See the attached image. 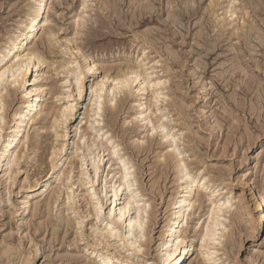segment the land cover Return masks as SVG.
<instances>
[{"label": "rangeland", "instance_id": "1", "mask_svg": "<svg viewBox=\"0 0 264 264\" xmlns=\"http://www.w3.org/2000/svg\"><path fill=\"white\" fill-rule=\"evenodd\" d=\"M190 1L49 0L47 32L53 36L41 31L37 43L46 62L20 77L15 89L11 80L3 83L2 91L12 90L0 110L6 124L22 110L36 75L46 78L55 109L73 106L74 97H65L75 93V80L66 72L86 65L79 51L105 71L106 88L96 103L98 93L89 95V85L103 76L90 79L82 105L65 123L51 127L52 119L42 113L19 170L0 172V264L6 245L18 246L29 264H86V249H95L99 258L116 254L127 260L114 264H160L179 194L201 197L183 227L198 248L188 264H264V0ZM35 5L0 0V56L8 61V37L22 30ZM139 64L150 97L152 82L161 81L148 119L138 114L136 83L111 92L115 77ZM98 106L101 116H92ZM158 119L161 127L155 126ZM54 145L63 150L51 165ZM180 159L188 178L179 176ZM95 163L100 168L94 181ZM124 164L131 172L127 179ZM45 181L58 189L45 192ZM114 190L123 201L130 199V216L146 210L145 237L135 230L129 236L138 250L121 241L126 228L108 215ZM50 197L52 207L46 204ZM91 204L103 207L100 218L89 214ZM215 204L225 230L217 228L209 242L213 250H199Z\"/></svg>", "mask_w": 264, "mask_h": 264}, {"label": "bare ground", "instance_id": "2", "mask_svg": "<svg viewBox=\"0 0 264 264\" xmlns=\"http://www.w3.org/2000/svg\"><path fill=\"white\" fill-rule=\"evenodd\" d=\"M34 1L36 5L33 8L32 13L29 14L27 20L25 21L22 30L20 32H13L8 37V41L6 42L5 48L9 49L8 52L10 58L9 61L5 56H0V89H1L0 107H2V110L5 109L7 106L6 98L10 96L12 93V90L10 92L2 91L5 90L3 83L11 80V83L13 85L12 88L15 89L16 85L14 84H16L19 81L18 79L20 77L24 79V77L28 76L30 73L33 72L34 68L35 70H38V65H40L42 62H46L44 57L38 50L37 43H38V35L40 34L41 31L47 35V38L53 36L52 32H47L48 29L47 24L49 23V19H50L48 15L49 0H34ZM140 5L141 6H139V8L140 7L142 8V6L148 8V5H143L142 3H140ZM149 8L147 9V11L152 9ZM151 14L153 15V13ZM148 15L150 14L148 13ZM79 53L81 54V58L86 63V65L80 68L79 72H74L71 69H67L66 72L68 76L73 75L74 77L73 79L75 80L73 83V91H75V93L73 95H68L65 97L68 100H72L71 98L74 97L73 100L75 101V103L73 104V106L66 105L55 109V107L52 106L51 103H48V99H50L51 97L47 98V96L49 92L51 93V89L47 87L46 78L42 76L37 77L36 75V77L29 80L31 81V83H29V86L25 90V97H23L22 103L20 105L22 110L19 112L16 111L14 113L13 120L9 125L6 124V120L4 116L1 115L2 113H0V143H1L0 172H4V175H11L12 173L14 174L19 170L18 165L22 159V152L24 151L25 148L29 146L30 141H32V138H30L31 128L35 124H37L38 121L41 120L42 118L41 114L45 113V117L43 119H47L49 117L52 119L51 127L59 123L67 122L70 116H73L74 111L78 109L80 104L82 105L85 94H87L86 91H87L88 81H90V79H92L93 77H97L100 73L101 75L98 77L103 76L102 74L105 71H103L101 67H98L95 61H92L90 59L89 54L80 51ZM36 59L38 62L36 61ZM5 61L8 62L5 63ZM65 65L66 63H61L60 66L64 67ZM142 69H143V64H139L138 67L133 65L128 66L126 70L119 73L115 77V85L111 89V92L114 89H125L129 87L132 83H136L138 86V91L140 92L139 98L137 100L138 103L137 105L139 107L138 114L139 116L148 119L150 118L148 111L151 109L153 101H157L159 99L158 87L161 85V81L155 80L154 82H152L151 86L153 87L152 88L153 90L150 97V90L148 87L149 83H145L141 81L142 75L146 78L145 80H147L146 77L147 75L143 72ZM88 77L90 78L88 79ZM106 79H107V75L103 76V79L101 81L94 82L92 80V84L89 85L90 87L89 95L95 92L98 93L97 101H96V103L98 104L100 103L99 99L101 98L100 93L103 92L106 88V83L104 82V80ZM148 100H150L151 102L149 105L147 102ZM91 111L94 112L92 116L94 115L101 116L100 114L101 107L98 106L95 109H92ZM160 121L161 119L156 120L155 126L161 127L162 123ZM35 132L37 133V131ZM38 136L39 135L36 134L35 137H33V141L37 142L36 137ZM62 150H63L62 147L57 148V145H54V149L51 153V165L54 164V160L56 159L58 153L61 152ZM45 159L43 158V161ZM99 168L100 167L98 163L93 164L94 181L96 180L99 174ZM177 169L181 179H185L190 176V172L188 168L181 159L177 161ZM130 174L131 172L129 167L126 164H124L122 167V177L124 179H127L130 176ZM60 177L62 176L60 175ZM38 183L39 181L36 180L34 182V185H31L30 187L36 186ZM192 183L193 181L190 182V185H192ZM129 186L130 184L128 183V187ZM50 188L51 189L53 188L55 191L56 189H58V186L53 187L52 185H49V181H45V192H49ZM119 191L120 190H114V194H113L114 200L112 202L113 207L108 211V215L110 217L113 216V218L116 221L115 223H122L125 226L126 232L125 235L122 237L121 241H125L128 239L131 246L134 247V249H136L138 247L136 245L138 241L136 240V242L133 241L131 242L129 236L135 230L137 232V235L140 236V238L145 237L147 216L144 215V212H146V210L144 208H138L136 210L137 211L136 215L130 216V211L132 209L131 201L130 199H125L123 201L121 198H119ZM190 196L186 194H179L177 196L176 201H174L172 204L173 211L171 213L170 223L168 224L166 230L168 234L165 236L166 238L164 237V240L160 245V250L162 253L160 257V264H188V259L191 256H193L198 250V248L196 249L194 241L188 238L187 228L183 229L185 222L188 220L190 209L193 207L194 204L201 201L200 195L193 197ZM51 199L52 197H50L48 203H46L49 205V207H52ZM118 200L120 201L118 202ZM34 205H35V212H37L40 207L39 203L36 202L34 203ZM262 205L264 208V195L261 196L260 206ZM117 206L119 207L118 209ZM217 208L218 206L216 205L209 217V222L207 226L205 227V229L201 234L202 240L200 243L199 250H201L206 246L208 247L209 250H213V247L210 246L209 242L213 241L217 237L218 234L217 228L221 226L223 230H225L224 222H219L218 220L219 212H217L216 210ZM102 212H103V207H99L98 204L90 205L89 208L90 215H95L97 218H100ZM260 219L261 221L264 220V211L261 213ZM109 233L114 234L115 232L113 233L110 231ZM17 247L14 245H8V246L6 245L5 248L3 247L4 249L1 248L2 249L1 257H3L2 258L3 264H18L17 261L16 263L14 262L16 259L22 261L21 264L22 263L29 264L31 262V260L27 258L26 259L27 261L24 263V259L26 257L24 258L22 256L23 253H21V251L18 250L19 247L18 248ZM94 250L91 252L90 249L85 250L86 255L88 256L86 259L87 260L86 264H94L92 259L98 260L97 264H114L115 260L120 261L122 263H125V261H127L121 259L116 254H111V256H104L102 258H99L101 255H99L98 252ZM213 252L216 254V256L219 257L220 253H218L219 252L218 250L217 251L214 250ZM200 254L201 251L198 253V255ZM13 256L15 257L12 259Z\"/></svg>", "mask_w": 264, "mask_h": 264}, {"label": "snow or ice", "instance_id": "3", "mask_svg": "<svg viewBox=\"0 0 264 264\" xmlns=\"http://www.w3.org/2000/svg\"><path fill=\"white\" fill-rule=\"evenodd\" d=\"M0 110H2V107H0Z\"/></svg>", "mask_w": 264, "mask_h": 264}]
</instances>
